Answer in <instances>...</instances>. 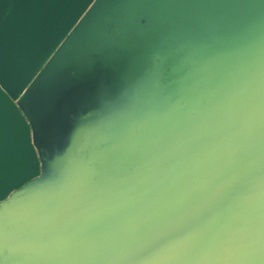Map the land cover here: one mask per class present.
<instances>
[{"label":"water","instance_id":"water-1","mask_svg":"<svg viewBox=\"0 0 264 264\" xmlns=\"http://www.w3.org/2000/svg\"><path fill=\"white\" fill-rule=\"evenodd\" d=\"M110 2L0 0V202L12 193L6 206L28 198L21 221L54 205L69 211L60 264H233L253 237L264 263V128L243 109L264 104V0H187L213 20L222 72L233 81L217 109L203 106L180 123L157 100L154 155L101 184L77 188L66 174L58 186L49 182L48 137L37 131L41 113L27 105L40 97L35 88L48 69L30 85L81 18L73 35ZM41 158L43 177L14 193L39 176ZM43 183L48 191L31 199ZM243 211L250 230L234 228ZM242 236L244 243L225 247Z\"/></svg>","mask_w":264,"mask_h":264},{"label":"flooded vegetation","instance_id":"flooded-vegetation-1","mask_svg":"<svg viewBox=\"0 0 264 264\" xmlns=\"http://www.w3.org/2000/svg\"><path fill=\"white\" fill-rule=\"evenodd\" d=\"M208 16L187 0H111L73 35L81 18L30 85L48 69L35 88L40 97L27 105L42 116L35 123L48 137L43 159L51 184L65 174L77 188L101 184L154 155L157 100L173 107L180 123L203 106L218 108L219 92L233 81L222 72L228 66ZM43 159L39 176L14 193L43 177ZM47 191L43 183L29 197ZM13 195L0 202V264H60L69 211L54 205L35 221H21L17 216L26 215L31 201L6 206Z\"/></svg>","mask_w":264,"mask_h":264},{"label":"trees","instance_id":"trees-1","mask_svg":"<svg viewBox=\"0 0 264 264\" xmlns=\"http://www.w3.org/2000/svg\"><path fill=\"white\" fill-rule=\"evenodd\" d=\"M243 109L245 110V112L248 113V115L249 114L252 115L251 120L253 121V123L255 124L262 123L263 128H264V104L257 105V104L250 103V104L245 105ZM257 119L260 121L262 120V122L257 121ZM240 215L241 216L239 218L240 219L239 223H237L234 228H238V227L246 228L244 227L246 225L244 223H246L247 220L249 219L247 218V215L244 211L241 212ZM246 229L250 230V226ZM257 243L259 244L257 239L253 237L252 242L248 246L249 250L243 252L241 256H239V258L233 262V264H264L256 258V256H259V255L263 256L260 244L258 245Z\"/></svg>","mask_w":264,"mask_h":264},{"label":"rangeland","instance_id":"rangeland-1","mask_svg":"<svg viewBox=\"0 0 264 264\" xmlns=\"http://www.w3.org/2000/svg\"><path fill=\"white\" fill-rule=\"evenodd\" d=\"M222 1H223V0H222ZM237 11H238V12H241L240 9H238ZM220 49H221V48H220ZM237 164H238V162H237L233 167L237 166ZM205 189H206V191H208V192H211V190H212L211 187H210V185H207Z\"/></svg>","mask_w":264,"mask_h":264},{"label":"bare ground","instance_id":"bare-ground-1","mask_svg":"<svg viewBox=\"0 0 264 264\" xmlns=\"http://www.w3.org/2000/svg\"><path fill=\"white\" fill-rule=\"evenodd\" d=\"M229 43H231L232 42V38L230 37V40L228 41Z\"/></svg>","mask_w":264,"mask_h":264},{"label":"snow or ice","instance_id":"snow-or-ice-1","mask_svg":"<svg viewBox=\"0 0 264 264\" xmlns=\"http://www.w3.org/2000/svg\"><path fill=\"white\" fill-rule=\"evenodd\" d=\"M0 85H2V84H0ZM0 108H2V105H0Z\"/></svg>","mask_w":264,"mask_h":264}]
</instances>
